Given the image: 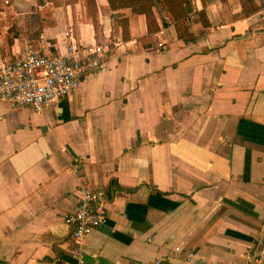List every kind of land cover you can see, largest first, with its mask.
<instances>
[{
  "label": "crops",
  "instance_id": "crops-1",
  "mask_svg": "<svg viewBox=\"0 0 264 264\" xmlns=\"http://www.w3.org/2000/svg\"><path fill=\"white\" fill-rule=\"evenodd\" d=\"M190 1L184 41L161 3L148 33L108 0H0V64L39 34L122 42L41 112L0 101V264H75L78 175L108 198L84 264H246L264 215V0Z\"/></svg>",
  "mask_w": 264,
  "mask_h": 264
},
{
  "label": "built area",
  "instance_id": "built-area-1",
  "mask_svg": "<svg viewBox=\"0 0 264 264\" xmlns=\"http://www.w3.org/2000/svg\"><path fill=\"white\" fill-rule=\"evenodd\" d=\"M64 35L67 41L63 49L39 34L21 55L0 64V101L11 107L28 106L41 112L74 92L83 76L98 70L105 55L122 43L111 37L76 43L68 30ZM71 169L80 174L77 163L72 164ZM78 178L80 196L74 209L65 215L64 222L70 227L75 264H84L83 245L91 230L105 221L108 198L105 189L91 188L81 175ZM261 225V239L246 252V264H264V215ZM173 251L179 252L180 247H174ZM186 255L190 259L194 253L188 251ZM163 259L156 258L154 264H160Z\"/></svg>",
  "mask_w": 264,
  "mask_h": 264
},
{
  "label": "trees",
  "instance_id": "trees-1",
  "mask_svg": "<svg viewBox=\"0 0 264 264\" xmlns=\"http://www.w3.org/2000/svg\"><path fill=\"white\" fill-rule=\"evenodd\" d=\"M253 4V0H248ZM109 6L112 9H117L121 7H128L135 14H144L149 19L147 24L148 33L155 32L157 26H153L150 23V16L152 14V7L157 3H161L166 10L171 15L175 22V28L177 36L184 41L192 39V36L187 32V25L185 24V19L190 12H193V7L190 0H108ZM256 9L253 5L251 10ZM201 24L204 27L209 25L207 17L203 11H195ZM126 29L123 27V36ZM126 37V35L124 36Z\"/></svg>",
  "mask_w": 264,
  "mask_h": 264
}]
</instances>
